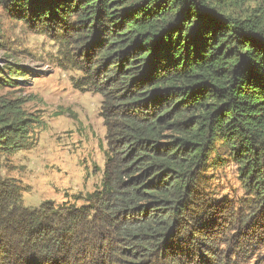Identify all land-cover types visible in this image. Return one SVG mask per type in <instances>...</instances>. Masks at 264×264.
<instances>
[{
    "label": "trees",
    "instance_id": "obj_1",
    "mask_svg": "<svg viewBox=\"0 0 264 264\" xmlns=\"http://www.w3.org/2000/svg\"><path fill=\"white\" fill-rule=\"evenodd\" d=\"M0 4L63 44L106 130L102 182L81 205H26L0 173V264H236L264 244V0ZM37 124L0 99V156L34 145ZM226 162L247 193L230 221L209 174Z\"/></svg>",
    "mask_w": 264,
    "mask_h": 264
},
{
    "label": "rangeland",
    "instance_id": "obj_2",
    "mask_svg": "<svg viewBox=\"0 0 264 264\" xmlns=\"http://www.w3.org/2000/svg\"><path fill=\"white\" fill-rule=\"evenodd\" d=\"M53 37L52 32L13 17L0 4V77L11 75V70L22 73L14 75L17 83L0 84V99H20L23 109L39 121L35 144L1 155L0 173L22 184L23 202L29 206L46 200L59 205L85 203L86 195L101 185L105 167L102 96L74 87L81 72L64 66L63 44ZM209 174L213 192L224 201L227 220L232 211H248L242 205L247 193L235 164L220 163ZM262 231L264 222L253 229ZM243 235L245 241L254 242L253 235ZM224 254L230 257L232 252L224 249ZM182 261L186 262L184 256ZM235 261L264 264V244L248 258Z\"/></svg>",
    "mask_w": 264,
    "mask_h": 264
}]
</instances>
